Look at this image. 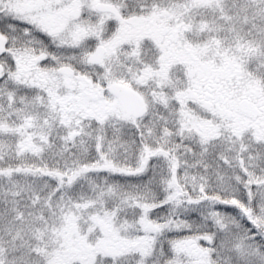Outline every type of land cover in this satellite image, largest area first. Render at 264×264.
<instances>
[{
  "label": "snow or ice",
  "instance_id": "6c2138e0",
  "mask_svg": "<svg viewBox=\"0 0 264 264\" xmlns=\"http://www.w3.org/2000/svg\"><path fill=\"white\" fill-rule=\"evenodd\" d=\"M0 264H264V0H0Z\"/></svg>",
  "mask_w": 264,
  "mask_h": 264
}]
</instances>
